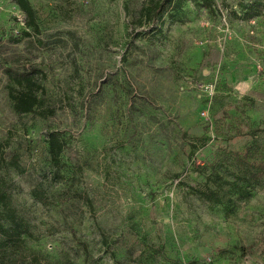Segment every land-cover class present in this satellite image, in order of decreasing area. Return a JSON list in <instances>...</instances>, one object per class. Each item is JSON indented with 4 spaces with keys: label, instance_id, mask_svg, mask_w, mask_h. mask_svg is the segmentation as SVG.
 <instances>
[{
    "label": "rangeland",
    "instance_id": "obj_1",
    "mask_svg": "<svg viewBox=\"0 0 264 264\" xmlns=\"http://www.w3.org/2000/svg\"><path fill=\"white\" fill-rule=\"evenodd\" d=\"M27 1L37 36L0 0L11 264H264V176L244 169L264 158V0H190L154 23L159 0ZM7 67L36 71L32 112Z\"/></svg>",
    "mask_w": 264,
    "mask_h": 264
},
{
    "label": "trees",
    "instance_id": "obj_2",
    "mask_svg": "<svg viewBox=\"0 0 264 264\" xmlns=\"http://www.w3.org/2000/svg\"><path fill=\"white\" fill-rule=\"evenodd\" d=\"M190 0H159L151 9L152 22L154 23L155 18L158 20L161 18L165 10L171 12H178L184 2ZM19 10L25 16V25L31 30V33L24 32L25 36L30 37L31 35L37 36L39 34V28L35 21L34 12L27 0H14ZM9 81L12 83L10 86L9 95L13 101V107L18 113H29L38 105V91L43 92V88L39 85L36 77V71L33 69H25L19 71L7 67L5 69ZM47 149L49 162L51 166L58 169L60 165V155L63 149V143L61 139L56 135L55 132L50 131L46 135ZM245 172L248 174H256L255 179L259 181L261 175L264 176V158H262L257 164L247 163L244 167ZM38 191V189H37ZM36 189L33 191L36 195ZM197 193L203 196L207 200H218V194L215 192H203L197 191ZM5 201L3 195L0 193V204ZM20 223L15 220L4 225L0 222V264H11V261L6 257V249L11 245L8 239L15 236L19 238V227ZM2 256V257H1ZM113 264H125L124 262L117 260L113 253L110 254Z\"/></svg>",
    "mask_w": 264,
    "mask_h": 264
},
{
    "label": "built area",
    "instance_id": "obj_3",
    "mask_svg": "<svg viewBox=\"0 0 264 264\" xmlns=\"http://www.w3.org/2000/svg\"><path fill=\"white\" fill-rule=\"evenodd\" d=\"M208 260H209V258H208Z\"/></svg>",
    "mask_w": 264,
    "mask_h": 264
}]
</instances>
